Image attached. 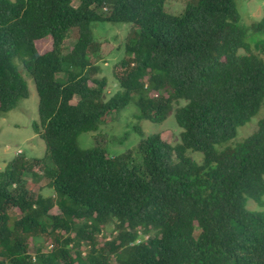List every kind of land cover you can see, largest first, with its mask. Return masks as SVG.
<instances>
[{"label": "trees", "instance_id": "obj_1", "mask_svg": "<svg viewBox=\"0 0 264 264\" xmlns=\"http://www.w3.org/2000/svg\"><path fill=\"white\" fill-rule=\"evenodd\" d=\"M237 2L185 0L174 16L165 0H0V113L27 97L26 71L46 146L0 171V264H264V210L247 208H264V116L230 144L264 103V7L241 26ZM97 22L136 26L108 99ZM133 98L138 120L173 112L180 143L135 127L140 141L120 155L79 147ZM40 179L47 196L30 191Z\"/></svg>", "mask_w": 264, "mask_h": 264}, {"label": "rangeland", "instance_id": "obj_2", "mask_svg": "<svg viewBox=\"0 0 264 264\" xmlns=\"http://www.w3.org/2000/svg\"><path fill=\"white\" fill-rule=\"evenodd\" d=\"M238 11L241 15L240 25H249L251 22L261 18L263 14L264 0H238ZM185 0H165L164 10L166 13L174 16H181L184 12ZM93 37L95 42L99 44L96 54H93V62L99 66V76L104 77L107 81L105 89L106 99L113 96L118 90V84L113 77V66L124 57V45L129 40L132 31L136 30V26L127 23H93ZM263 39V38H262ZM259 38L256 35H249L247 44L254 48ZM74 43L73 36H68L65 40L64 47L68 49ZM47 40L38 43V50L44 52ZM242 53V50L240 51ZM22 77L27 83L28 94L24 99H19L16 106L7 113H0V171H2L7 163L18 153L21 152L27 157L44 158L46 155V146L43 140L33 129V125L39 124L38 117V96L36 93L34 82L31 76L24 70L20 69ZM56 79H63L61 73L56 75ZM65 79V76H64ZM139 111L134 104V98L130 103L119 112L113 114L107 121L102 122L96 131L82 133L78 138V145L82 149H88L96 145L104 148L110 156H116L127 150L136 148L141 137L134 131L135 127H139L143 132V136L147 137L154 133H161V137L165 142L172 145L180 143L181 128L176 123L174 113L172 112L164 122L156 124L145 119L138 120ZM264 116V103L259 112L251 117V119L237 130V135L230 144L241 142L242 139L250 135L256 128L259 119ZM189 157L197 163L202 162L200 153H191ZM264 178V176H263ZM32 183V182H31ZM45 180L40 179L35 184H31V192L36 188L40 189L43 195L50 194V190L45 189ZM44 188V189H43ZM37 191V190H36ZM264 202V196H263ZM247 208L250 211H261L253 201H248ZM53 208L51 213H55ZM111 226L103 231L102 237L109 238ZM33 246L31 242L30 248ZM84 246L82 251L85 252ZM33 248L30 249L32 252ZM49 250V247H47Z\"/></svg>", "mask_w": 264, "mask_h": 264}]
</instances>
